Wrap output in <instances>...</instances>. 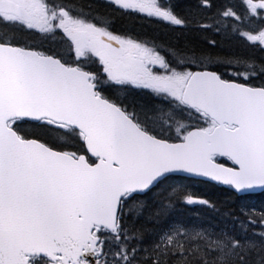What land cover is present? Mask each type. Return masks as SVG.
Wrapping results in <instances>:
<instances>
[{
  "label": "snow or ice",
  "instance_id": "6c2138e0",
  "mask_svg": "<svg viewBox=\"0 0 264 264\" xmlns=\"http://www.w3.org/2000/svg\"><path fill=\"white\" fill-rule=\"evenodd\" d=\"M98 7L0 0V264H264V201L239 231L177 211L218 209L192 183L264 195V0ZM217 37L262 57L213 54Z\"/></svg>",
  "mask_w": 264,
  "mask_h": 264
},
{
  "label": "trees",
  "instance_id": "16d2710c",
  "mask_svg": "<svg viewBox=\"0 0 264 264\" xmlns=\"http://www.w3.org/2000/svg\"><path fill=\"white\" fill-rule=\"evenodd\" d=\"M179 5L178 10L184 11L187 10L190 6H195L196 0H180L177 2ZM119 20V19H118ZM130 26L136 32L144 33L145 32L153 37H161L162 40L171 47L176 48H185V45L189 41L197 39V34L195 32H177L172 29L169 31L157 30V29H148L141 25L124 23L119 20V27ZM213 54H218L222 56H232L240 58H254L257 61L262 57V54L258 51H253L241 46H238L234 43H230L226 40H222L217 37V47L213 50ZM187 193L189 195H194L203 199H209L214 201L218 209L216 211H207L203 206L193 205L180 207L177 209L179 213L187 218L192 219H205L210 220L214 225L218 227H226L229 230L235 229L239 231V224L237 221L233 220V216H239L240 210L242 207L248 204H253L259 206L262 201H264V195L257 194L246 200H239L235 196H232L230 193L225 191L221 187H214L212 185L203 184V183H192L188 185Z\"/></svg>",
  "mask_w": 264,
  "mask_h": 264
},
{
  "label": "flooded vegetation",
  "instance_id": "af4514ba",
  "mask_svg": "<svg viewBox=\"0 0 264 264\" xmlns=\"http://www.w3.org/2000/svg\"><path fill=\"white\" fill-rule=\"evenodd\" d=\"M180 0H176L173 1L171 0L172 3H174L177 8L179 7V5L177 4V2H179ZM187 0H184V2H186ZM73 3H77L79 5H81L85 11H89V6H91V10L95 13H98L100 15H105L106 14V10L101 8V7H98L100 4L103 3V0H72ZM181 10V8H180ZM123 21L124 23H132V24H137V25H141L143 27H147L149 30L150 29H157V30H163V31H168L169 27H165L164 25L162 24H157V23H152V22H149L147 20H144V19H138V18H125V17H120V16H115L111 22L114 24L115 27L117 28H120V29H127V30H131V31H134L136 32L133 28H131L130 26H127V27H119V20ZM137 34L141 35V36H145V37H148L150 39H155L157 42H162V43H165L161 37H153L149 34H147L145 32L144 33H139V32H136ZM166 44V43H165Z\"/></svg>",
  "mask_w": 264,
  "mask_h": 264
}]
</instances>
